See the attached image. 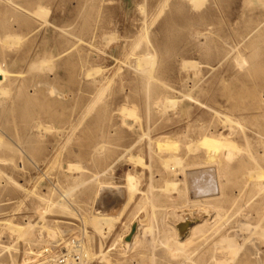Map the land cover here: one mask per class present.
<instances>
[{
  "label": "rangeland",
  "instance_id": "1",
  "mask_svg": "<svg viewBox=\"0 0 264 264\" xmlns=\"http://www.w3.org/2000/svg\"><path fill=\"white\" fill-rule=\"evenodd\" d=\"M0 72V264L47 262L72 238L94 254L112 249L89 264H264V0H0ZM222 138L237 157L209 148ZM170 158L215 166L222 197L194 206ZM41 195L69 210L48 211ZM121 212L99 232L81 222ZM186 216L205 230L181 237L188 260L164 240ZM131 220L153 228L128 247ZM29 222L23 239L8 226ZM224 237L243 247L234 261Z\"/></svg>",
  "mask_w": 264,
  "mask_h": 264
},
{
  "label": "bare ground",
  "instance_id": "2",
  "mask_svg": "<svg viewBox=\"0 0 264 264\" xmlns=\"http://www.w3.org/2000/svg\"><path fill=\"white\" fill-rule=\"evenodd\" d=\"M193 1V0H192ZM197 4V2H195ZM199 3V2H198ZM165 6V5H164ZM20 9V8H19ZM147 36V35H146ZM154 61V60H153ZM237 61V60H236ZM240 61H242L241 59L239 60V63ZM238 63V64H239ZM241 64V63H240ZM240 66V65H239ZM193 67V66H192ZM191 68V67H190ZM241 68V67H240ZM153 70V69H152ZM1 74V72H0ZM145 75V74H144ZM146 77V75H145ZM149 81V79H148ZM194 81V80H193ZM53 88V87H52ZM149 89V88H148ZM6 91V90H5ZM2 92V91H1ZM2 96H3V93H2ZM52 96V95H51ZM193 100V97L192 95H187L186 96V100L183 102L182 106H181V110L183 112H187L190 108H191V103H189L190 101ZM173 106L176 105V103H172ZM169 108H171L169 106ZM121 113H124V116H128V117H131V118H134L135 122H136V118L138 117L137 116V112L136 110L133 108H130V107H123ZM218 115V114H216ZM125 120V119H124ZM139 120V119H138ZM225 120L226 122L225 123H234L229 117H225ZM134 121H128L126 124L127 125H130V126H135L134 125ZM229 124V125H230ZM237 124V123H236ZM38 127V126H37ZM148 134V133H147ZM157 146H158V149H162L163 147H166L167 146H173V145H177L176 143H173L172 141L170 140H158L157 142ZM196 143V142H195ZM194 143V144H195ZM203 142H200L199 144H202ZM198 144V146H199ZM248 145V144H247ZM195 147H197V144L195 145ZM148 148V147H147ZM209 148H215L216 150H218L220 152V156L221 157H225L226 159H232V158H235L237 157L242 148H240L236 142L234 141H231V140H228L226 138H222L220 140V143L213 147V146H210ZM191 150L189 152H191L193 149L192 147L190 148ZM249 149V148H248ZM158 150V151H159ZM196 150V149H195ZM160 152V151H159ZM193 152V151H192ZM191 152V153H192ZM22 153V152H21ZM131 162H133L134 164L136 165H141L144 167V165H147L145 163L142 162V160L137 157V156H134V155H129V158H128ZM215 160V159H214ZM253 160V159H252ZM254 161V160H253ZM230 162V161H229ZM150 164V161L148 162ZM164 163L166 164V167L168 166H171L173 165L174 167H178L180 168V171L183 173L184 172V177H185V182H186V189H185V195H188L190 196L189 197V202H191L192 204H194V206H204V207H207L208 205H211L213 201H218V199H220L223 195V184H222V181H220V178H221V175H220V172H219V169H217L215 166L213 165H210V164H196V165H193V166H188V168H184L182 166V163L179 159H176V158H173V159H166L164 161ZM150 166V165H149ZM258 166V165H257ZM259 167V166H258ZM148 168V167H147ZM70 169L71 170H74L76 169L78 171L79 167L78 166H75V165H72L70 166ZM74 170V171H76ZM150 170V169H149ZM263 171V170H262ZM261 170H258V171H255L257 172L256 174L259 176H257L255 174V172H252L251 175L249 173V175L251 176L252 178V174L256 175V179L257 178H261L262 176H264L262 173ZM106 173V172H105ZM248 175V176H249ZM100 178L99 175L95 176V179H98ZM250 178V177H249ZM127 181H126V184L128 185L129 187V201L133 200L138 192V185L136 183V179L135 177L132 175V174H129L127 176ZM159 179V178H158ZM218 179V181H217ZM258 179V180H259ZM262 179V178H261ZM249 181V180H248ZM37 183V182H36ZM139 183V182H138ZM38 185V184H37ZM36 185V186H37ZM83 184L81 185H78L74 188H72L71 190H68L66 192V195H71L75 189L79 186H82ZM101 190H103L104 188H111L109 184H101ZM172 189V188H171ZM100 190V191H101ZM107 190V189H105ZM166 191V190H165ZM264 191V182H263V185H262V189H261V192ZM172 192V191H171ZM260 192V193H261ZM100 195L102 193L99 192ZM62 195V194H61ZM65 195H63L64 197ZM147 196V194L145 195ZM62 197V198H63ZM99 195L98 194H95V196L92 198V201H91V204H94L95 202L97 203V201L99 200ZM146 198V197H144ZM41 199L43 201V203L45 205H47V210L48 211H52L54 209H59L63 212L69 210V207L68 205H66V203L62 202L61 200L60 201H57L55 202L54 200L50 199L49 197L47 196H42L41 195ZM150 199V197H149ZM101 199L98 201L100 202ZM97 206V205H96ZM152 207V206H151ZM98 208V207H97ZM153 209V208H152ZM206 212H209V210L207 208H205ZM145 211V210H144ZM98 212V211H97ZM153 213V212H152ZM122 215H123V212L117 214V215H100V214H96V215H93L91 217H85L83 220H81V222H83L84 224H90L92 227L93 230H95V232H99L101 231V227L103 225H109V226H112L113 223H116L118 222V220H120L122 218ZM81 218V217H80ZM82 223V224H83ZM38 227H40L41 229H44V230H48V232H50L51 230L48 228L47 225H44V224H37ZM134 225H136V228L135 230L133 231V227ZM9 228L11 229V231L15 234V235H18L21 239H23L25 236H26V232H27V229L29 227H31V223L29 222L28 224L26 223V225H19V224H8ZM245 227L244 224L242 226L241 224V227L240 228H243ZM248 227V226H247ZM247 227H246V232H247ZM256 229L259 228L258 226H255ZM254 227V228H255ZM152 228L153 227H147L145 228L144 224L142 223L141 220H131L128 224V231L125 232V234H123L121 236V240H122V244L128 246V247H131V246H134L138 243V239L140 237V235L142 234V231L145 229L144 233H151L150 235L152 236ZM239 228V230L241 231V229ZM251 228V226L249 227V229ZM107 229V228H105ZM109 229H113V228H109L108 227V230ZM238 230V229H237ZM243 230V229H242ZM245 230V229H244ZM264 230V229H263ZM262 230V231H263ZM105 231V230H104ZM133 231V233H132ZM261 231V232H262ZM111 232V231H110ZM243 232V231H242ZM85 233V232H84ZM132 233L131 237H130V240H126V237L129 236L130 234ZM195 233H201L202 236H204L205 234V230L202 228H197L196 226L193 225V222L191 221V217L189 216H186L184 217L183 219L177 221V224L175 225V227L173 228V234L172 235H169L168 232L166 231L165 233V236H164V240L166 242V246H168V249L169 247L170 248H174V255H175V258L177 257L176 255L177 254H180L182 255V257L186 258V260L189 259V254L190 253H187L186 250H187V246H188V242L185 240V241H182L181 237H184L186 236L187 234V237L188 236H191ZM254 233V232H253ZM238 234V233H237ZM236 234V235H237ZM261 234V233H260ZM149 235V234H147ZM235 235V236H236ZM240 235V234H239ZM238 235V237H239ZM249 235V234H248ZM252 235V234H250ZM258 234L254 233V235H252V238L253 236H257ZM262 236L264 237V232H262ZM83 237V236H82ZM237 237V238H238ZM247 237V236H246ZM251 237V236H250ZM262 237V238H263ZM153 238V237H152ZM158 238V237H157ZM185 238V237H184ZM161 239V238H160ZM240 241L242 242L241 240V237H239ZM238 239V240H239ZM244 240L248 241L249 238H244ZM188 240V239H187ZM243 240V241H244ZM192 241V240H191ZM244 241V243L246 242ZM252 241V240H251ZM250 241V242H251ZM156 242V241H155ZM154 242V243H155ZM190 242V241H189ZM241 242H238V243H241ZM196 243V242H195ZM254 243V242H252ZM83 244V243H82ZM194 244V243H192ZM218 244H227V247L230 251V254L232 255L231 257V260L234 261V258H236L238 255H239V252H240V248H243V247H240V244L239 246L235 243L234 240H232L230 237H224L221 239L220 243ZM244 245V244H243ZM254 245V244H253ZM82 253H83V261L82 263L83 264H89L88 261L94 259L95 257H97V259L101 260L100 262H103L105 259H106V254L107 252H109L110 250L104 252V251H99V254H94L92 253L91 249L89 247H87L85 249L84 247V244L82 245ZM162 246V245H161ZM164 246V247H166ZM191 246V245H190ZM216 247V245H214ZM68 247V246H67ZM222 247V245H221ZM167 248V247H166ZM189 248V247H188ZM69 250L71 249L70 245H69ZM102 250V249H101ZM172 249H169V253H171V255L173 254ZM223 250V249H222ZM177 253V254H176ZM128 254V253H127ZM207 254V253H206ZM172 255V256H174ZM214 259V258H213ZM185 260V261H186ZM230 261V262H232ZM10 263V262H9ZM46 262H42V263H39V264H45ZM11 264V263H10ZM38 264V263H37ZM217 264H231L229 262H220V261H217Z\"/></svg>",
  "mask_w": 264,
  "mask_h": 264
},
{
  "label": "built area",
  "instance_id": "3",
  "mask_svg": "<svg viewBox=\"0 0 264 264\" xmlns=\"http://www.w3.org/2000/svg\"><path fill=\"white\" fill-rule=\"evenodd\" d=\"M83 238H72L70 240L71 249L61 256L48 259L45 264H83L82 244Z\"/></svg>",
  "mask_w": 264,
  "mask_h": 264
},
{
  "label": "water",
  "instance_id": "4",
  "mask_svg": "<svg viewBox=\"0 0 264 264\" xmlns=\"http://www.w3.org/2000/svg\"><path fill=\"white\" fill-rule=\"evenodd\" d=\"M135 228H136V225H134L133 231L135 230ZM133 231H132V233H133ZM132 233L129 236L126 237V240H130V237H131Z\"/></svg>",
  "mask_w": 264,
  "mask_h": 264
}]
</instances>
